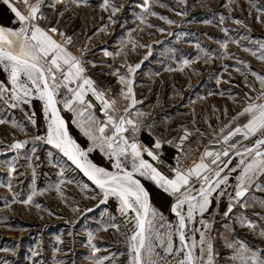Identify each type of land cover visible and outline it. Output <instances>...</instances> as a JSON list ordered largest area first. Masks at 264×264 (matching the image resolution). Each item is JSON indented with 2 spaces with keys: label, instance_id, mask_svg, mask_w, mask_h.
<instances>
[{
  "label": "rangeland",
  "instance_id": "1",
  "mask_svg": "<svg viewBox=\"0 0 264 264\" xmlns=\"http://www.w3.org/2000/svg\"><path fill=\"white\" fill-rule=\"evenodd\" d=\"M11 2L23 10L20 0ZM101 2L45 0L41 12L47 20L41 21V26L51 24L63 32L65 37H55L59 42L71 37V43L65 47L82 61L84 75L93 81L96 90L103 92L109 102L116 101V115H124L127 107L129 118L138 119L141 128L136 139L143 145L152 148L159 140L164 157L168 158L179 150H189L191 163L185 170L200 162L205 151L222 153L228 149L229 156L222 159L224 163L231 160L229 168H236L240 160L236 152L253 147L255 139L261 138L244 140L237 135L229 142L237 143L236 150L224 141L230 130L246 123L244 117L235 121L233 117L252 102L249 97H256L262 87L252 73L264 76V60L258 58L260 43H264V12H258L253 4L264 7V0H149L148 11L142 7L144 0H113L120 9L112 17L114 23L109 20V12L100 10ZM3 7L9 9L0 0V26L13 27V14ZM237 20L242 23H235ZM222 29H227V36ZM221 43H226V47H221ZM105 50L109 55L104 54ZM185 60L189 63L185 64ZM238 60L243 63H237ZM137 64L140 67L136 72L128 73L126 66ZM120 76L133 81L136 104L132 107L131 99L121 94V89L126 92L128 85L120 82ZM6 80L7 74L0 69V81ZM69 86L75 88L76 84ZM69 95L62 89L57 98L63 100ZM85 101L92 107L79 119L86 120L90 113L103 123L107 117L101 101L91 91L85 95ZM58 107L71 137L87 150L90 141L73 122L78 118L65 110L63 103ZM137 113L142 115L137 117ZM0 120L5 121L0 124V264H92L93 258L103 260L104 264H129L127 237L135 226V213H122L116 198L105 200L100 189L67 156L34 139L46 136L43 102L33 97L29 104L12 107L0 100ZM142 134L150 138V144L142 140ZM108 135L112 132L108 131ZM126 135L130 138L131 132ZM16 141L29 143L23 149H11ZM215 145L221 146L222 151L217 152ZM87 156L97 166L115 171L99 147ZM143 158L163 174L174 175L147 153H143ZM212 158L205 157V162L210 163ZM244 158H249L247 153ZM225 172L229 180L221 186L224 195L214 193L203 216L208 223L207 237L214 246V264H232V250L226 247L229 240L239 239L253 250L264 251V237L260 236L264 229V191L255 185L249 187L239 203L233 199V211L225 217L229 198L235 197L240 169L230 172L226 168ZM137 178L150 194V206L157 210L156 228L166 232L168 224L177 223L170 211L175 198L152 181ZM257 182L264 186V176ZM58 184L59 192L55 190ZM192 187L198 190L200 181H193ZM33 189L39 193L33 201L40 208L20 202ZM245 201L247 206L240 207ZM183 212L186 216L187 205ZM160 214L164 228H160ZM200 219L196 215L188 226L189 236L197 241L200 233H192L191 229L202 227ZM240 219H244L245 226H241ZM249 222L256 225L254 230L247 227ZM89 233L99 249L95 253L88 245ZM173 244L179 246L175 235Z\"/></svg>",
  "mask_w": 264,
  "mask_h": 264
},
{
  "label": "snow or ice",
  "instance_id": "2",
  "mask_svg": "<svg viewBox=\"0 0 264 264\" xmlns=\"http://www.w3.org/2000/svg\"><path fill=\"white\" fill-rule=\"evenodd\" d=\"M20 2L23 4V10L14 5L11 0H2L13 14L14 26H0V69L7 74V80L0 81V100H3L5 104L10 103L12 107L29 104L33 97L42 101L47 125L46 136H35L34 139L46 142L67 156L100 189L105 200L109 197L116 198L122 213H135V226L131 229L132 234L127 237L129 264H214V246L207 237L208 223L203 216L211 205L213 194L219 191L220 196L224 195L221 186L226 185L229 180V174L225 172V169L228 168L230 172L240 169L239 175L236 176L235 197L230 196L227 211L224 213L225 217L233 211V199L239 203L245 198L249 187L255 185L258 190L264 191V186L257 182L260 176H264V151H262L264 149V76L252 73L259 80L261 90L256 97H249L252 102L233 117L234 121L244 117L246 123L235 127L224 136L225 143H229L237 135L242 136L244 140L261 137L255 139L253 147H246L244 152H236L240 157L237 167L229 168L231 160L224 163L222 157L229 156L228 149L222 153L205 151L200 162L195 163L193 167L187 170L179 165L172 168L171 172L174 176L169 178L157 166L143 158V153H147L153 161L159 160L160 157L156 151L161 149V142L156 140L152 148L140 143L136 139V133L141 128L138 119L129 118L131 113L127 107L124 109V115H116V101L109 102L104 98L103 92L96 90L93 81L84 75L82 61L65 47L66 44L71 43V37L59 42L55 37H65L63 32L51 24L47 27L41 26V21L47 20L41 12L45 0H36L35 3H31V0H20ZM59 2L62 3V0ZM179 2L185 3V0H179ZM148 4L149 0H144L142 7L145 11H148ZM48 6L55 7L54 4ZM99 7L101 11L109 12L110 21L120 10L113 0H102ZM253 7H256L258 12H264V7L255 4ZM151 14L155 15V13ZM161 18L167 23H173L165 17ZM223 19L221 17V22ZM256 19L261 20L259 16ZM235 23L242 22L237 20ZM158 30L162 31V29ZM222 30L227 36V29ZM221 47H226V43H221ZM260 49L258 58L264 60V43H260ZM104 54L109 55L106 50ZM252 54L257 55L256 52ZM184 63L187 64L189 61L185 60ZM237 63L243 62L238 60ZM126 67L128 73L134 74L140 65ZM120 82L128 85L126 92L121 89V94L125 99H131L129 107L134 106L136 100L132 88L133 81L120 76ZM73 83L76 84L75 88L69 86ZM62 89H66L70 95L60 100L57 97ZM87 91H91L92 95L101 101L107 117L103 123L90 113L86 120L79 119L83 118L86 110L92 107L85 101ZM60 103H63L65 110L72 112L73 116L78 118L73 122L90 141L87 150L82 149L69 134V129L58 107ZM136 115L139 117L142 114ZM2 123L5 121L0 120V124ZM108 125H111V128H108ZM108 131H111L112 135H108ZM128 132H131L130 138L126 135ZM181 139L185 138L181 137ZM27 143L29 141H16L10 145V148L20 150ZM96 147L105 152L115 171L99 167L88 159L87 153L92 152ZM229 148L236 150L237 143H229ZM245 153L248 159L244 158ZM213 156L215 158H212ZM205 157L212 158L210 163L205 162ZM12 171L15 169L13 168ZM137 177L152 181L163 192L175 198L170 211L177 217V223L176 225L168 224L166 232L156 228L157 210L150 206V194ZM193 177L200 181L198 190L192 187ZM55 190L59 192V184L55 186ZM192 192L196 194L193 195ZM38 194L33 189L31 195L20 202L24 205L34 204L36 208H40V204L33 201V197ZM12 199L16 202L15 195ZM184 205H187L186 216L183 212ZM246 206V201L240 204V207ZM196 215L201 217L199 223L202 227L199 229L193 227L191 232L200 233L198 241L188 234V226L194 222ZM159 218L160 228H164L162 214ZM240 223L242 227L245 226L244 219H240ZM247 227L254 230L256 225L249 222ZM173 235L179 239L178 247H174ZM260 236L264 237V229L260 230ZM88 245L93 253L99 251L92 243V233L88 234ZM226 247L232 250L230 257L232 264H264V251L253 250L246 242L233 239L226 241ZM33 255L37 253L33 252ZM92 264H104V261L93 258Z\"/></svg>",
  "mask_w": 264,
  "mask_h": 264
},
{
  "label": "built area",
  "instance_id": "3",
  "mask_svg": "<svg viewBox=\"0 0 264 264\" xmlns=\"http://www.w3.org/2000/svg\"><path fill=\"white\" fill-rule=\"evenodd\" d=\"M141 143V142H140ZM146 146V145H145ZM216 146V151L221 152L222 148L219 145ZM147 147V146H146ZM151 148V147H148ZM158 153V156L160 157L159 162L162 164L166 169H172L177 167L178 165L182 168H186L187 166H190L191 163V155L189 150H179L177 154H175L173 157H164V153L161 149L156 151Z\"/></svg>",
  "mask_w": 264,
  "mask_h": 264
},
{
  "label": "trees",
  "instance_id": "4",
  "mask_svg": "<svg viewBox=\"0 0 264 264\" xmlns=\"http://www.w3.org/2000/svg\"><path fill=\"white\" fill-rule=\"evenodd\" d=\"M5 10H7V12L9 13L10 11H9V9H7L6 7H3ZM142 140L144 141V142H146V143H151V140H150V138L148 137V136H146V135H144V134H142Z\"/></svg>",
  "mask_w": 264,
  "mask_h": 264
},
{
  "label": "crops",
  "instance_id": "5",
  "mask_svg": "<svg viewBox=\"0 0 264 264\" xmlns=\"http://www.w3.org/2000/svg\"><path fill=\"white\" fill-rule=\"evenodd\" d=\"M87 93H88V91H87ZM87 93H86V94H87ZM167 150L169 151L168 154H170V153H171L170 149H167ZM173 176H174V175H173ZM173 176H170L169 178H172ZM195 180H196V178L193 177L192 182L195 181Z\"/></svg>",
  "mask_w": 264,
  "mask_h": 264
}]
</instances>
